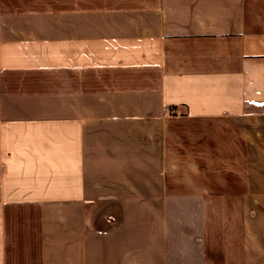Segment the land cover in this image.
I'll list each match as a JSON object with an SVG mask.
<instances>
[{
  "label": "crops",
  "instance_id": "obj_1",
  "mask_svg": "<svg viewBox=\"0 0 264 264\" xmlns=\"http://www.w3.org/2000/svg\"><path fill=\"white\" fill-rule=\"evenodd\" d=\"M0 264H264V0H0Z\"/></svg>",
  "mask_w": 264,
  "mask_h": 264
},
{
  "label": "built area",
  "instance_id": "obj_2",
  "mask_svg": "<svg viewBox=\"0 0 264 264\" xmlns=\"http://www.w3.org/2000/svg\"><path fill=\"white\" fill-rule=\"evenodd\" d=\"M165 111H166V112H171V113L174 112V111H173L172 109H170V108H166Z\"/></svg>",
  "mask_w": 264,
  "mask_h": 264
}]
</instances>
